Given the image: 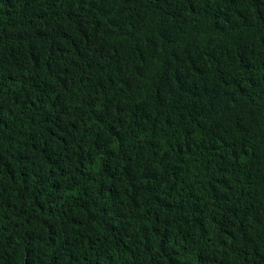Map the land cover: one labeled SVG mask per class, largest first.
<instances>
[{
    "label": "trees",
    "instance_id": "obj_1",
    "mask_svg": "<svg viewBox=\"0 0 264 264\" xmlns=\"http://www.w3.org/2000/svg\"><path fill=\"white\" fill-rule=\"evenodd\" d=\"M0 264H264V0H0Z\"/></svg>",
    "mask_w": 264,
    "mask_h": 264
}]
</instances>
